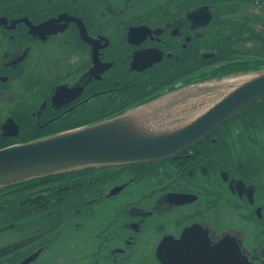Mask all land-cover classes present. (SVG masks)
Wrapping results in <instances>:
<instances>
[{
	"label": "flooded vegetation",
	"instance_id": "flooded-vegetation-1",
	"mask_svg": "<svg viewBox=\"0 0 264 264\" xmlns=\"http://www.w3.org/2000/svg\"><path fill=\"white\" fill-rule=\"evenodd\" d=\"M245 58L264 59V0H0V148L178 95ZM253 106L170 158L0 195V264H264Z\"/></svg>",
	"mask_w": 264,
	"mask_h": 264
},
{
	"label": "water",
	"instance_id": "water-1",
	"mask_svg": "<svg viewBox=\"0 0 264 264\" xmlns=\"http://www.w3.org/2000/svg\"><path fill=\"white\" fill-rule=\"evenodd\" d=\"M250 64L232 65L224 75L212 73L175 91L178 95L161 96L101 122L0 149V189L175 156L264 100V67Z\"/></svg>",
	"mask_w": 264,
	"mask_h": 264
},
{
	"label": "rangeland",
	"instance_id": "rangeland-1",
	"mask_svg": "<svg viewBox=\"0 0 264 264\" xmlns=\"http://www.w3.org/2000/svg\"><path fill=\"white\" fill-rule=\"evenodd\" d=\"M155 7V5L153 3H148V4H145L143 5L142 7H133V8H130L128 11L130 12H138L139 10H141L142 8H153ZM245 61H248L250 62L251 64L248 66V67H264V59H254V60H250L248 58H245L243 60H241L240 62H236L234 64H228V65H225V66H220L218 68H215L214 71L212 73H221L220 75H224L226 73H228L230 70H231V66H235V67H238V63H243ZM211 73V74H212ZM209 74V75H211ZM220 83L219 81H214V84H218ZM256 129L258 131H256V136L259 140L263 141L264 140V131L262 130V128L260 127V130H259V127H256ZM43 180H46V179H43ZM72 256H77V257H81V254L78 253L77 255H72Z\"/></svg>",
	"mask_w": 264,
	"mask_h": 264
},
{
	"label": "trees",
	"instance_id": "trees-1",
	"mask_svg": "<svg viewBox=\"0 0 264 264\" xmlns=\"http://www.w3.org/2000/svg\"><path fill=\"white\" fill-rule=\"evenodd\" d=\"M221 55H223V53H220ZM223 61L225 60V57L223 55V57L221 58ZM227 60V63L225 62L224 64H228L230 63L232 60H230V62ZM223 65V64H222ZM256 107V110H257V113L262 115L264 117V101L260 102V103H257L256 105H254ZM253 106V107H254ZM260 117V116H259ZM261 118V117H260ZM262 119V118H261ZM103 169V168H102ZM70 175H73V174H69ZM44 184V183H40L39 180H33V181H30V182H26V183H22V184H17V185H13V186H10V187H6V188H2L0 189V195H6L8 193H10V195H13L12 193L14 191H18L19 188H29V187H33V186H37V185H34V184ZM10 195H7V196H10ZM7 202H9V200H6Z\"/></svg>",
	"mask_w": 264,
	"mask_h": 264
},
{
	"label": "bare ground",
	"instance_id": "bare-ground-1",
	"mask_svg": "<svg viewBox=\"0 0 264 264\" xmlns=\"http://www.w3.org/2000/svg\"><path fill=\"white\" fill-rule=\"evenodd\" d=\"M236 84H237V82L233 83V85H236ZM221 85H226L227 86V84H225V83H222Z\"/></svg>",
	"mask_w": 264,
	"mask_h": 264
}]
</instances>
